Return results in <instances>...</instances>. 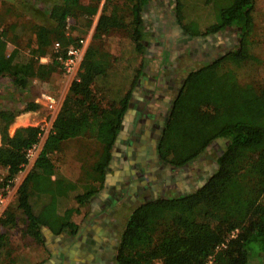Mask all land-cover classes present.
Wrapping results in <instances>:
<instances>
[{
  "label": "trees",
  "instance_id": "16d2710c",
  "mask_svg": "<svg viewBox=\"0 0 264 264\" xmlns=\"http://www.w3.org/2000/svg\"><path fill=\"white\" fill-rule=\"evenodd\" d=\"M163 1H105L79 78L72 83L40 154L21 183L14 207L1 217L2 225H16V215L21 214L27 233L42 244L45 229L54 235L77 231L78 227L65 216L45 215L44 209L72 193L78 183L82 191L74 197L79 204H92L100 198L137 85L146 76L145 60L151 57L146 8ZM212 1L215 21L204 30L197 23L184 21V0H170V4H174V16L185 35L215 36L237 28L240 44L188 72L173 99L158 152L166 164L183 168L218 140H225V144L196 188L179 193L169 190L136 203L121 230L117 264H208L210 259L213 264H248L251 255L257 253L264 264V83H244L238 73L244 65L257 61L248 37L256 0H207L206 5ZM99 2L62 0L54 4L50 11L53 25H33L35 46L30 48L31 56L26 61H16V48L8 52L13 39L9 28L2 27L0 75L9 76L17 87H26L32 78H45L56 67L62 68L52 44L61 42L65 52L76 40L67 32L68 21L85 18L91 25L99 12ZM118 29L129 33L133 50L141 60L128 70L129 88L109 107H102L93 86L108 79L117 60L102 38ZM45 55L50 62L42 64L39 58ZM38 108L40 104L29 102L24 111ZM17 115L0 110V165L8 169L6 180L15 177L27 163L26 151L37 143L41 132L39 126H27L11 135L8 124ZM79 136L97 138L102 148L76 182L58 174L51 155L63 142ZM39 202L46 205L42 204L44 209L37 212ZM213 218L217 219L214 225L209 221ZM235 231L236 236L230 237ZM5 237L0 234V252Z\"/></svg>",
  "mask_w": 264,
  "mask_h": 264
},
{
  "label": "rangeland",
  "instance_id": "374dc122",
  "mask_svg": "<svg viewBox=\"0 0 264 264\" xmlns=\"http://www.w3.org/2000/svg\"><path fill=\"white\" fill-rule=\"evenodd\" d=\"M61 1L0 0V30H2V27L9 28L8 34L13 39V43H9L7 49L8 52H12L15 48L17 49L16 61H26L30 58V48L35 46L33 25L45 24L52 26L50 11L54 4ZM83 1L89 2V0ZM99 1L100 9L94 16L91 25H88L85 18H71L68 21L67 32L70 34L71 39L77 40L83 36H88L89 43L94 41L96 25L106 0ZM206 1L184 0V21L197 23L200 30H204L208 24L214 22L213 1L209 5H206ZM167 3L169 5L167 8L163 3L151 4L146 12L145 23L150 33L148 44L151 57L149 56L145 60L146 76L137 85L133 100V103L136 101L140 102L142 99L147 101L149 108H146V112H150L153 116L159 115L158 112L153 111V106L160 107L163 101L172 100L188 72L200 67L208 60V57H211L208 54L209 52L204 53L205 48H210V52L215 50L216 47L219 48L220 51L215 53L218 57L225 55L233 47L240 44L241 40L237 35V28L220 32L215 36H195L192 38L185 35L179 22V25L178 23L174 24L176 26L173 27L174 30H165L163 27L164 23H160L159 15L162 12L174 14V4L171 3V5L170 0ZM170 23L172 22L170 21ZM185 36L188 38L187 40H192L190 46H185ZM248 37L253 42L252 53L257 61L250 62L239 69V79L244 83H264V0H256L255 2L253 27ZM102 39L106 48L117 60L108 79L97 81L93 88L101 102V106L109 107L114 100H118L119 95L129 88L131 78L130 76L128 77V74L131 71L129 72L128 70L133 69L130 67H136L141 57L134 52L130 35L125 30H113L103 36ZM51 48L53 49V47ZM43 57L39 58L40 63L47 64L50 62V59L45 60L42 59ZM75 80L66 75L61 67H56L55 71L45 78H32L26 87H17L9 76L0 75V110H9L18 114L8 124L10 134L13 135L19 127L39 126L45 132V136L41 139L43 148L55 118H52L51 108L42 95L44 93L52 95L62 105ZM29 102L40 104V108L33 111H24ZM132 130H130V133ZM224 141L223 139L218 140L214 147L211 146L187 165V168H180L178 173H187L191 181H189L190 184L188 185L182 182H179V184L174 183L173 189L177 188V190L174 189L172 192H184L193 187L196 188L202 183L212 166L215 165L219 150L225 144ZM101 148L102 143L97 138L79 136L63 142L60 150L52 153L51 156L57 166L58 174L80 182L79 180L84 174V168L95 161L97 152ZM113 154H118V159H120L121 151L118 152V147L114 149ZM118 159L117 166L120 164L121 169V167L123 168L122 162L119 163ZM33 165L32 163L27 164L15 177L7 180L8 169L0 165V192L5 183L9 182L10 184V191L6 192V207L0 215V219L5 216L6 210L14 207L18 189ZM117 169L118 171L115 173L113 170H109L108 179L101 194H98L100 198L97 201H100L104 196H110V190L115 188V185L121 179V171L119 168ZM81 191L82 186L78 183L77 189L68 196L59 198L55 204L45 209L41 207L45 203L40 204L39 202L36 210L39 212L44 209L45 215L59 214L65 216L75 227H78L84 222L86 215L92 211L90 202L79 204L75 199V194ZM135 206L137 204L124 205L120 208L117 214L119 218L116 223L121 227V230ZM16 219L18 220L16 225H2L0 222V234H5V239H7L4 243V248L0 252V260L3 264H44L51 250L56 251V248L63 246L60 241L56 240L57 237L47 229L43 231L44 243H39L27 233V224L21 214L16 215ZM209 221L214 225L217 219L213 218L209 219ZM237 232H233L230 237L236 236ZM248 264H262L260 253L252 254Z\"/></svg>",
  "mask_w": 264,
  "mask_h": 264
},
{
  "label": "flooded vegetation",
  "instance_id": "af4514ba",
  "mask_svg": "<svg viewBox=\"0 0 264 264\" xmlns=\"http://www.w3.org/2000/svg\"><path fill=\"white\" fill-rule=\"evenodd\" d=\"M165 1L161 3L167 8L169 5ZM159 20L160 23H164V29L169 31L174 30L173 27H176L174 24L178 23L174 14L169 12H162ZM186 36L185 46H190L192 40H187ZM217 51H220L217 47L211 52L210 48H205L204 53L209 52L210 58H216ZM178 91L179 89L176 94ZM173 99L163 101L161 105L157 104L160 107L153 106V111L159 113L155 116L146 112L149 103L143 99L131 106L116 146L118 152L121 151L120 159L118 154H113L110 168L115 173L118 171L117 168L120 169V164L117 166V159L119 163L122 162L121 179L115 188L110 190V196H104L100 201L92 203L91 213L86 215L77 231L67 230L54 235L63 245L56 248V251L51 250V256L58 264H65L66 260L70 261V264H117L121 227L116 221L119 218L117 214L120 208L151 199L169 190L173 191L174 183L190 184L191 179L188 174L185 172L179 174L180 168L169 167L170 165L160 158L158 152V142ZM114 164L116 165L113 166Z\"/></svg>",
  "mask_w": 264,
  "mask_h": 264
},
{
  "label": "built area",
  "instance_id": "2783aa9c",
  "mask_svg": "<svg viewBox=\"0 0 264 264\" xmlns=\"http://www.w3.org/2000/svg\"><path fill=\"white\" fill-rule=\"evenodd\" d=\"M0 37H2L1 31H0ZM88 46H89L88 36H83L77 39L75 42H73L66 48L65 52L62 51L63 46L61 42L56 41L53 43L52 47H53V51L55 52V59L61 63L62 69L64 70L66 75H68L69 77L73 79L79 78L80 68H81L82 61L84 59ZM42 59L48 60L50 59V57L47 56L46 58H42ZM42 96L48 102V106L51 108L52 118L53 119L56 118L60 110L61 104L52 95L44 93ZM37 102L40 103L39 100H37ZM44 136H45V132L44 130H41L39 134V140L37 141V143H35L32 147L27 149L26 151L27 163L22 167V169L27 164L35 163L38 155L40 154L42 150L41 139ZM8 191H10L9 182L4 184L3 189L0 192V215L5 210L6 202H7L6 192ZM223 246H225V244H223ZM208 264H213V260L210 259Z\"/></svg>",
  "mask_w": 264,
  "mask_h": 264
},
{
  "label": "crops",
  "instance_id": "0c3cea01",
  "mask_svg": "<svg viewBox=\"0 0 264 264\" xmlns=\"http://www.w3.org/2000/svg\"><path fill=\"white\" fill-rule=\"evenodd\" d=\"M47 56H44L43 58H46ZM135 103V102H134ZM133 102H132V104H131V106H133V104H134ZM127 132V131H126ZM127 133H129V132H127ZM175 189H177V188H175ZM57 260L56 259H54V258H52V256H51V252H50V254H49V256H48V258H47V260L45 261V263L44 264H58V262H56ZM65 264H70V261H67L66 260V263ZM80 264V263H79Z\"/></svg>",
  "mask_w": 264,
  "mask_h": 264
}]
</instances>
